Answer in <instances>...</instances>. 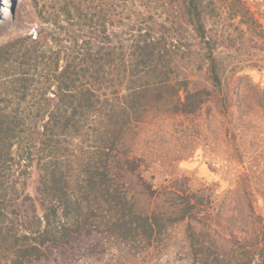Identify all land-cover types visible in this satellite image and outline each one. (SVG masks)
<instances>
[{
  "label": "trees",
  "instance_id": "trees-1",
  "mask_svg": "<svg viewBox=\"0 0 264 264\" xmlns=\"http://www.w3.org/2000/svg\"><path fill=\"white\" fill-rule=\"evenodd\" d=\"M129 1L139 19L118 23L129 39L108 34L104 16L85 9V0H62L54 28L0 46V255L5 264H31L99 229L141 256L185 225L191 264H260L264 225L254 192L246 190L238 216L216 206L209 189H193L188 177L158 186L151 171L164 162L141 146V129L210 118L216 105L233 114L249 99L250 78H230L216 54L220 43L208 21L217 0ZM230 1L235 18L264 39L247 2ZM160 8L170 21L178 15L204 45L211 87L181 67L171 27L156 18ZM181 53V60L190 55ZM253 87L264 104V89ZM75 139L84 143L73 154L76 165L64 152ZM37 159L42 175L33 198L25 188Z\"/></svg>",
  "mask_w": 264,
  "mask_h": 264
},
{
  "label": "rangeland",
  "instance_id": "rangeland-1",
  "mask_svg": "<svg viewBox=\"0 0 264 264\" xmlns=\"http://www.w3.org/2000/svg\"><path fill=\"white\" fill-rule=\"evenodd\" d=\"M78 1L74 0L76 4ZM85 1V9L92 7V12H101L108 34L113 38L116 37L114 34L124 39L131 37L130 33H122L118 23L123 17L129 24L138 21L136 4L132 1L125 3L124 0ZM244 1L264 26V0ZM60 2L62 0H0V46L15 38L27 35L36 37L43 29L54 28L57 11L64 5V2ZM217 5V15L208 21L211 34L220 43L216 54L230 78H250L251 82H247L250 89L246 90L249 99L242 100L240 109H231L233 114H225L216 105L210 118L202 117L195 122L171 118L141 129V146L143 150L150 148L152 156L164 162L163 167L156 165L151 171L156 173L158 186L167 178L188 177L193 189H209L214 194L216 206L224 207L225 211H234L238 216H243L241 210L244 208L246 190H250L254 192L252 201L256 214L262 216L264 225V104L256 95H252L255 92L253 84L264 89V39L241 23L240 18H235L230 0H217ZM42 11L44 16L41 15ZM142 11L147 15L145 7ZM154 12L156 18L161 15V20L171 27L169 42L173 45V52H177L181 67L191 73L200 86L211 87L205 75L207 63L203 59L204 45L196 38L191 27L178 15L170 21L169 12L165 10L164 13L163 8L159 9V13ZM125 28L129 30L130 26ZM186 50L190 55L181 60L180 54ZM66 142L64 152L74 159L76 165L73 154L84 143L80 139ZM38 161L31 169V177L25 188L26 194L33 198L38 196L37 188L42 175ZM16 179L18 190H23L21 185L24 179L20 177V169H17ZM17 204H21V200ZM25 210L24 207L19 209L22 214ZM185 228V225L176 227L162 246L141 256L131 254L112 234L98 229L90 235L74 238L67 246L55 248L46 258L31 264H191ZM5 263L6 254L2 253L0 264ZM260 264H264V259Z\"/></svg>",
  "mask_w": 264,
  "mask_h": 264
}]
</instances>
